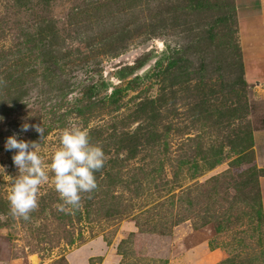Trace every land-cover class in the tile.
I'll return each mask as SVG.
<instances>
[{
  "label": "rangeland",
  "instance_id": "obj_1",
  "mask_svg": "<svg viewBox=\"0 0 264 264\" xmlns=\"http://www.w3.org/2000/svg\"><path fill=\"white\" fill-rule=\"evenodd\" d=\"M237 2L0 0V264H264L252 146L264 83L245 78ZM102 80L78 114L81 89ZM69 121L103 148L98 188L60 212L46 167L39 207L12 216L7 138L41 142L20 129L44 126L47 166Z\"/></svg>",
  "mask_w": 264,
  "mask_h": 264
},
{
  "label": "clouds",
  "instance_id": "obj_2",
  "mask_svg": "<svg viewBox=\"0 0 264 264\" xmlns=\"http://www.w3.org/2000/svg\"><path fill=\"white\" fill-rule=\"evenodd\" d=\"M29 130H35L41 142L45 139V128L41 124L21 125V132ZM41 142L19 139L18 134L13 133L5 143V150L14 153L12 160L19 171L7 197L10 213L25 221L39 207L40 186L49 180L46 167L53 174L54 189L63 202L56 208L69 214L80 208L82 193L90 194L98 188L95 173L101 171L106 162L103 148L91 143L88 132L71 121L60 132V147L47 166L38 152Z\"/></svg>",
  "mask_w": 264,
  "mask_h": 264
},
{
  "label": "crops",
  "instance_id": "obj_3",
  "mask_svg": "<svg viewBox=\"0 0 264 264\" xmlns=\"http://www.w3.org/2000/svg\"><path fill=\"white\" fill-rule=\"evenodd\" d=\"M236 15L245 78L264 83V0H238ZM254 162L264 168V128L253 134ZM264 221V175L259 179ZM108 258V257H107ZM113 264L116 262L115 256ZM102 264H106V259Z\"/></svg>",
  "mask_w": 264,
  "mask_h": 264
},
{
  "label": "trees",
  "instance_id": "obj_4",
  "mask_svg": "<svg viewBox=\"0 0 264 264\" xmlns=\"http://www.w3.org/2000/svg\"><path fill=\"white\" fill-rule=\"evenodd\" d=\"M235 13H236V9H235ZM234 13V15H236ZM53 38H51L49 40V42H47V44L50 46L52 44L53 41H51ZM45 46V45H44ZM141 65V62H136L135 64L133 65H127V67H125L124 69L128 70L127 71V74H131L133 72V70L135 69V66H139ZM121 71H124V70H120L119 72H117V76L119 79L123 78L124 77V74L121 73ZM50 73V72H49ZM51 75V73H50ZM52 76V75H51ZM109 82H106V81H100L99 83H95L93 85H90V86H86L84 88L81 89V95H82V98H80L79 102H84V103H87L86 105H84L83 107H74V110H77L78 114H84L83 110H85V114H91L92 113V108L94 107L93 106V102L92 101H88V99L93 98L94 96H96V94L98 95L97 92H100L102 89H107L109 87ZM58 91V89L54 88L52 89L51 91ZM55 91V93H56ZM66 92V91H65ZM64 91H61L59 92V94L57 95L56 93V97H63ZM54 93V94H55ZM120 93H122V88L120 87H114V89L111 91L110 95L107 96V100L112 103V104H117L118 101L120 100ZM103 99V98H101ZM85 117V115H84ZM93 133V131L91 130L89 134V137H90V141H92L91 139V134ZM95 142L94 140L91 142L93 143ZM253 146V144H252ZM261 171H262V174L261 175H264V168H260ZM260 191V190H259ZM259 207H260V214H261V221H262V224H263V213H262V204H261V198H260V192H259ZM224 264H227V259L226 261L223 262Z\"/></svg>",
  "mask_w": 264,
  "mask_h": 264
}]
</instances>
